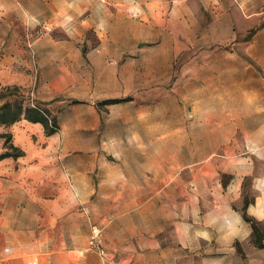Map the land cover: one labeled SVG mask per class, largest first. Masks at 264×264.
I'll return each mask as SVG.
<instances>
[{
    "label": "crops",
    "instance_id": "obj_1",
    "mask_svg": "<svg viewBox=\"0 0 264 264\" xmlns=\"http://www.w3.org/2000/svg\"><path fill=\"white\" fill-rule=\"evenodd\" d=\"M200 5L209 14L228 7L211 20L233 25L236 8L249 21L260 12L246 7L264 0H0V88L31 95L51 116L66 102L57 116L73 117L72 133H98L99 105L125 100L123 86L147 103L170 101L171 85L216 80L210 56L173 72L182 39L202 31ZM254 98L257 111L194 110L176 127L169 111L136 110L135 153L113 160L30 159L32 131L44 127L25 119L2 126L23 156L0 162V264H264V93ZM157 117L165 120L154 132ZM249 143L257 165L241 156ZM84 144L123 149L117 139ZM226 174L238 183H224ZM247 177L262 188L243 190Z\"/></svg>",
    "mask_w": 264,
    "mask_h": 264
},
{
    "label": "rangeland",
    "instance_id": "obj_2",
    "mask_svg": "<svg viewBox=\"0 0 264 264\" xmlns=\"http://www.w3.org/2000/svg\"><path fill=\"white\" fill-rule=\"evenodd\" d=\"M200 6L196 8L198 10L200 9L202 13L201 17L204 20L202 21V31L199 32L200 35L198 38L186 37V39H182L184 40L186 48L175 60L176 64L173 72L179 74L183 72L181 66L184 64L192 61H205L210 56V60L216 61L219 65V69L214 70L217 74L216 80H210L211 83L207 80V85L193 84L182 86L181 88L171 85L167 87L168 91L177 94L175 96L171 95L170 101L154 100L153 102L147 103L146 101H139V96L135 100L133 93L127 87L123 86L125 100L107 101L99 105L104 112L103 123L98 133L95 134L82 133L81 131L79 133H72L69 124L73 121V117L69 116V114H65L64 117L57 116L59 110L68 104L66 102L63 104H54L52 107L53 111L51 112L54 116L50 115V119H56L57 133L48 136L43 131L40 133L37 130L32 131L31 145L33 150H35L29 151L27 156L33 159L34 157L37 158L39 153H41L42 156L57 159L59 163L68 157L106 158L111 160L119 156L129 157L130 153H135V151H131L128 148L129 143L135 140L137 136L136 120L138 118L133 114L136 110L153 109L159 112H162V110L169 111L170 118L168 125L170 127L178 126L183 116H186V121H190L189 117L193 115L194 110H200L201 113H208L209 110L216 111L228 107V109H233L235 114L241 115V112L245 108V111H248L246 105L248 107L249 105H253L250 111H257L260 103L253 101V99H257L254 98V95L264 93V5L252 8L246 7L248 10L247 15L253 12V10L257 11V8L258 12H260L254 18H249V21L244 18L243 12L238 11L236 8L233 14V25L221 20L217 22L211 20L216 19L215 15H219L218 19L222 15L225 17V12H228V7L216 6L213 12L209 14L207 13L208 11H205L206 7ZM230 27H234L233 32ZM187 34H191L190 31H187ZM31 43L30 41L27 46L30 50L33 48ZM205 50L209 51L207 52ZM184 72L189 73L191 71L185 70ZM207 77L205 76V78ZM211 95L214 97L224 95L226 98H224L225 100H214L215 98H211ZM30 97L31 95H27L25 92L18 91L14 88L9 90L0 88V106L7 101L14 103L24 100H28L30 104L36 105V102H31ZM61 104L62 107L59 108ZM83 108V106L79 107V109ZM162 120H165V118L157 117L153 120L152 127H154V132L161 126L160 123L163 122ZM66 123L67 125H65ZM65 126L69 127V129L65 130ZM4 133H7L6 129L0 126V134ZM115 139L123 143L122 150L97 148L96 150H89L86 148L87 144H84L87 141L96 143L97 141L108 142ZM63 145L70 147L64 150L65 147ZM1 149L3 151H0V154L6 151L5 139L2 137H0ZM240 150L242 155H239L242 157H253L257 165L260 152L256 146L249 143L244 145L243 149ZM239 167L244 169L242 166ZM63 169H65L64 166ZM234 180L235 176L233 174L223 176L224 183L236 185L238 181L233 183ZM262 186L261 183L257 186V181L253 177H247L242 182V188L247 192L254 191L257 188L261 189ZM78 199L79 201L81 200L80 198ZM90 202L92 205L94 199H90ZM77 209L80 210L81 208L77 207ZM94 235L95 233L91 235L90 241ZM258 236L260 238L259 240H263L264 230H261ZM256 243L260 245L258 238L256 239Z\"/></svg>",
    "mask_w": 264,
    "mask_h": 264
},
{
    "label": "trees",
    "instance_id": "obj_3",
    "mask_svg": "<svg viewBox=\"0 0 264 264\" xmlns=\"http://www.w3.org/2000/svg\"><path fill=\"white\" fill-rule=\"evenodd\" d=\"M22 119L34 124H41L48 136L57 133L56 119H50V113L38 105L25 106L23 101L14 103L7 101L0 106V126L9 127ZM0 137L5 139L6 148V151L0 154V162L6 158L17 159L23 156V152L12 144V135L10 133L0 134ZM245 219L252 223L256 234L258 229L255 222L246 216ZM259 246L261 247V245Z\"/></svg>",
    "mask_w": 264,
    "mask_h": 264
},
{
    "label": "built area",
    "instance_id": "obj_4",
    "mask_svg": "<svg viewBox=\"0 0 264 264\" xmlns=\"http://www.w3.org/2000/svg\"><path fill=\"white\" fill-rule=\"evenodd\" d=\"M99 237H98V233H95V235L93 236L92 240H91V246L95 247V248H99L100 244H99Z\"/></svg>",
    "mask_w": 264,
    "mask_h": 264
}]
</instances>
